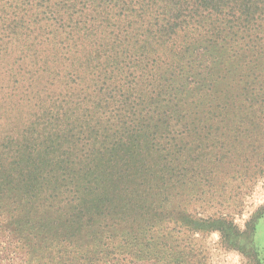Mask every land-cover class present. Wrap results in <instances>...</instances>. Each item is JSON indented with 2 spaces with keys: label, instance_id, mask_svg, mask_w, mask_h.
<instances>
[{
  "label": "trees",
  "instance_id": "trees-1",
  "mask_svg": "<svg viewBox=\"0 0 264 264\" xmlns=\"http://www.w3.org/2000/svg\"><path fill=\"white\" fill-rule=\"evenodd\" d=\"M11 53L42 63L0 120V228L24 264H200L180 234L208 229L244 249L252 222L201 229L184 198L211 171L200 113L264 106V0H0Z\"/></svg>",
  "mask_w": 264,
  "mask_h": 264
},
{
  "label": "rangeland",
  "instance_id": "rangeland-1",
  "mask_svg": "<svg viewBox=\"0 0 264 264\" xmlns=\"http://www.w3.org/2000/svg\"><path fill=\"white\" fill-rule=\"evenodd\" d=\"M1 55L0 120H4L7 110L16 106L19 100L22 105H26L28 100H31L29 105L36 100L35 88L40 75L39 64L42 63L25 58V54ZM69 86H75V83L71 82ZM29 87L32 88L31 98L26 97ZM29 105L27 103L28 108ZM263 111L264 106L256 108L254 116L240 123L238 119L221 123L220 119L200 113V145L196 146H200L199 153L203 151L208 155V161L200 158V168L203 167L202 161H207L211 171L206 177L200 176L202 183L198 182V193L194 191L184 198L186 206L189 212L200 217L201 229L222 217L233 220L242 231H246L248 222L255 226V232L249 239L242 241V251L225 249L219 231L201 230L200 235L181 233L185 244L195 250L200 264H264V115H260ZM167 115L170 116V113ZM28 123L27 129L31 125ZM224 125H228L229 129L224 131ZM239 125L241 129H237ZM204 126L213 129L205 132ZM6 127H0L2 134ZM220 138L230 145L231 152L226 157L219 154ZM232 165L235 169H231ZM246 167L249 171L244 169ZM215 169L221 172L216 173ZM191 199L194 201L191 202ZM173 227L170 225V228ZM209 228L211 230V226ZM253 248L259 251L262 263L260 260L255 263L250 257ZM23 254L20 243L12 237V228H0V263L24 264Z\"/></svg>",
  "mask_w": 264,
  "mask_h": 264
}]
</instances>
